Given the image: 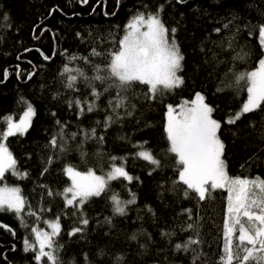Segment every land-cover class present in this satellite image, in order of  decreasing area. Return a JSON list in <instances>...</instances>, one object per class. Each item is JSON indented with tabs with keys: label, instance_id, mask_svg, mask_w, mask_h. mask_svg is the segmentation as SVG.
Wrapping results in <instances>:
<instances>
[{
	"label": "trees",
	"instance_id": "obj_1",
	"mask_svg": "<svg viewBox=\"0 0 264 264\" xmlns=\"http://www.w3.org/2000/svg\"><path fill=\"white\" fill-rule=\"evenodd\" d=\"M157 11L167 28L176 29L169 38L184 56L178 73L183 84L153 98L144 84L122 91L118 82L94 79L108 76L105 66L132 17ZM259 24L264 0H0V132L7 116H20L30 104L35 112L27 132L6 141L20 174L6 172L0 186L19 187L27 204L19 217L0 211V264H50L37 262L36 250L26 251L24 242L35 243L33 229L48 230L57 220L61 231L53 251L59 264H219L227 189H215L203 201L193 191L184 195L167 138V110L170 104L191 106L197 93L203 95L221 122L228 175L264 178V107L225 123L247 100V81L237 77L264 58ZM70 74L78 77L73 88L67 86ZM117 93L125 99L113 112L109 101L115 103ZM93 101L88 112L85 102ZM53 137L57 147L50 144ZM143 150L159 166L137 155ZM68 166L103 175L123 166L133 179L109 181L100 196L67 205ZM113 195L135 202L118 214ZM77 227L83 231L69 235ZM189 238L199 243L175 247Z\"/></svg>",
	"mask_w": 264,
	"mask_h": 264
},
{
	"label": "snow or ice",
	"instance_id": "obj_2",
	"mask_svg": "<svg viewBox=\"0 0 264 264\" xmlns=\"http://www.w3.org/2000/svg\"><path fill=\"white\" fill-rule=\"evenodd\" d=\"M83 2L87 3V0ZM224 27L227 28L228 24ZM255 27L258 28L259 43L264 47V24ZM126 29L125 35L118 41V49L111 53L110 62L105 66L104 70L107 71L108 76L96 75L94 79L118 82L122 91H126L134 83L144 84L149 87L153 98L162 90H171L183 84V78L178 73L182 69L184 56L175 39L169 38V33L174 34L176 29L165 26L159 11L155 14L149 13L147 16L143 13L136 15ZM215 31L220 32L221 29L216 28ZM93 52L99 55L95 50ZM96 70L101 71L99 65L96 66ZM64 71L70 73L71 70L65 66ZM79 75L84 76V73L80 72ZM77 79V75L70 74L67 86L73 88ZM237 80L247 81V100L242 105L241 111L225 121L227 124H235L243 114L264 107V58L259 60V67L256 70L240 74ZM92 95L99 98L100 93L93 88ZM124 99L125 97L117 93L115 103L109 101L113 112L123 106ZM72 103L70 102V106ZM74 103L83 114L85 107L82 101L77 99ZM85 103L86 110L92 112L95 108L94 101ZM213 111L214 109L205 103V98L200 93L196 94L191 106H187V102L180 105L179 110L172 105L168 106L166 133L170 141V151L178 157L180 165L178 180L186 185L184 192L186 197L189 191H193L201 201L215 189H227V210L223 231L225 242L219 264H264V178L228 175L222 158L224 143L218 136L221 122L213 118ZM34 115V109L28 105L18 122L11 116L5 118L6 130L0 132V182L10 170L14 174H20L15 171L16 160L9 151L6 141L9 137L27 132ZM108 120L111 121L112 117L109 116ZM90 134L96 135L95 128L91 129ZM75 135L73 133V136ZM50 144L57 147L56 137L52 138ZM137 155L153 165L160 164V161L148 150L140 151ZM66 174L71 179V186L64 190L67 205H83L89 198L100 196L109 181L120 178L129 181L133 179L123 166H113L106 177L97 175L91 169L80 172L72 166L66 168ZM49 194L51 195V192ZM68 194H71V198H68ZM112 201L114 211L118 214L125 213L126 204L135 202L134 199L122 202L117 195L112 196ZM26 204L27 201L19 187H9L7 184L0 186V211H12L19 217L25 211ZM185 211L191 214L190 209ZM81 224L87 225L88 220L83 219ZM50 227V233L33 229L35 243L25 240V250L35 249L37 262L46 258L50 264H59L58 256L53 251L54 237L61 231L58 220L51 223ZM188 228H193V225L189 224ZM82 231L83 228L77 227L69 235ZM198 243L199 240L189 238L184 244L178 243L175 247L178 250L181 248L188 250L192 244Z\"/></svg>",
	"mask_w": 264,
	"mask_h": 264
},
{
	"label": "rangeland",
	"instance_id": "obj_3",
	"mask_svg": "<svg viewBox=\"0 0 264 264\" xmlns=\"http://www.w3.org/2000/svg\"><path fill=\"white\" fill-rule=\"evenodd\" d=\"M145 16H146V15H145ZM134 17H135V16H134ZM132 19H133V17H132ZM132 19H131V20H132ZM131 20H130V21H131ZM130 21H129V22H130ZM129 22H128V23H129ZM128 23H127V25H128ZM127 25H126V26H127ZM126 30H127V29H126ZM125 33H126V32H125ZM124 35H125V34H124ZM258 67H259V65H258ZM258 67H257V68H258ZM257 68H256V69H257ZM256 69H254V70H256ZM254 70H253V71H254ZM178 75H179V74H178ZM30 105H31V104H30ZM170 105H172L174 108L178 109L179 106L182 105V104H180V105L170 104ZM31 106H32V105H31ZM32 108H33V107H32ZM26 110H27V108H26ZM26 110H25V111H26ZM25 111H24V112H25ZM240 111H241V109H240ZM24 112H23L20 116H18V117H15V116H11V117L13 118L14 121H17V122H18L19 119L23 116ZM167 112H168V110H167ZM7 117H9V116H7ZM214 119H215V118H214ZM216 120H217V119H216ZM7 147H8V146H7ZM8 149H9V148H8ZM9 151H10V150H9ZM222 158H223V157H222ZM76 170H77V169H76ZM77 171H78V170H77ZM80 172H87V171H80ZM95 173H96V172H95ZM96 174L99 175V176H104V177H106L108 173H107L106 175L98 174V173H96ZM229 176H230V175H229ZM230 177H232V176H230ZM70 186H71V183H70ZM14 187H16V186H14ZM21 194H22V193H21ZM22 195H23V194H22ZM69 198H71V195H70ZM53 223H54V222H53ZM50 225H51V224H50ZM50 225H49V228H50V229H48V230H42V229H37V230H39V231H46V232H49V233H50V232H51V227H50Z\"/></svg>",
	"mask_w": 264,
	"mask_h": 264
}]
</instances>
